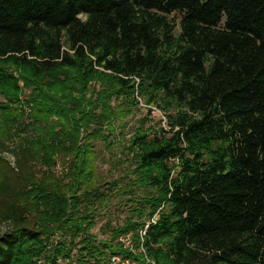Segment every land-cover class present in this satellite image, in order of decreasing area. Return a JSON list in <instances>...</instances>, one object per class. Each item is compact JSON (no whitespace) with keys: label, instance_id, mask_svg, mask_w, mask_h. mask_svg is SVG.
Masks as SVG:
<instances>
[{"label":"trees","instance_id":"16d2710c","mask_svg":"<svg viewBox=\"0 0 264 264\" xmlns=\"http://www.w3.org/2000/svg\"><path fill=\"white\" fill-rule=\"evenodd\" d=\"M0 223V264H264V0H0Z\"/></svg>","mask_w":264,"mask_h":264},{"label":"rangeland","instance_id":"374dc122","mask_svg":"<svg viewBox=\"0 0 264 264\" xmlns=\"http://www.w3.org/2000/svg\"><path fill=\"white\" fill-rule=\"evenodd\" d=\"M179 20L180 18L178 17L177 21ZM27 91L29 92V90ZM143 118H146L149 120V122L145 125V127H148L150 124H153V123H156V125H159V124L167 125L164 114L159 109H157L156 107H153L152 113L149 114L148 107L141 100L140 104L136 108V111L126 118L125 131L128 133V136H130L133 130L140 125L141 120ZM27 133H30L31 135L33 134L32 131L27 132ZM94 146H95L96 151H98L97 164H98L99 171L101 172L103 176L110 177V170L114 168L115 164L117 163L115 162L116 159L114 162L110 161V154L103 140L96 141L94 143ZM121 150H122V146L120 147L118 145L117 152H119V154H122V157H123L122 158L123 164L119 163V166L124 165L125 167H127L129 166L130 161L125 156L126 152H124V150L122 151ZM118 173L119 172L115 170L114 177L117 176ZM110 179H112V176L110 177ZM122 209L123 208L119 206V202H115L111 205V208L108 209L105 213L98 214L97 226L94 228V232L102 238L107 236V234L103 232L101 227L106 224L107 219L111 220L112 224L114 225L120 224L125 217V212L122 211ZM7 227H8L7 224L0 223V232L4 231ZM122 240L126 243V245L131 246L132 243L129 237L123 238ZM39 264H45L44 260H41Z\"/></svg>","mask_w":264,"mask_h":264},{"label":"built area","instance_id":"2783aa9c","mask_svg":"<svg viewBox=\"0 0 264 264\" xmlns=\"http://www.w3.org/2000/svg\"><path fill=\"white\" fill-rule=\"evenodd\" d=\"M110 264H134V263L130 262L129 260L123 259L121 256H113Z\"/></svg>","mask_w":264,"mask_h":264}]
</instances>
